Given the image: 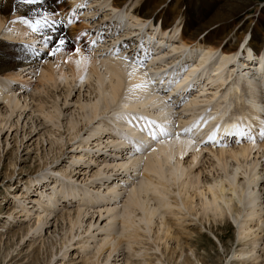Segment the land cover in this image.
I'll return each mask as SVG.
<instances>
[{
  "label": "bare ground",
  "instance_id": "bare-ground-1",
  "mask_svg": "<svg viewBox=\"0 0 264 264\" xmlns=\"http://www.w3.org/2000/svg\"><path fill=\"white\" fill-rule=\"evenodd\" d=\"M161 1L168 0H44L31 5L18 0L4 6L0 0V101L5 108L0 106V137L19 129L22 118L30 115L40 120L39 124L33 120L31 132L50 127L54 158L67 144L79 150L72 153L74 160L90 148L116 150L101 156L93 173L76 164L59 168L73 181L78 174L85 180L75 179L69 188L64 181L54 182L57 196L72 198L68 202L76 206L56 219L65 227L46 247L45 264H55L58 255L65 264L71 254L81 257L80 264H109L111 257L119 261L121 255L124 264H208L192 239L199 229H188L186 220L207 228L217 239L215 226L235 227L241 247L231 252L226 264H260L264 257V248L263 253L256 251L264 237V8L248 14L254 5L250 0L217 7L214 0L205 10L198 0H173L164 7ZM46 28L52 33L44 35ZM55 29L72 37L88 32V46L79 54L43 56L45 40L57 35ZM37 71L35 84L31 82L37 98L32 96L30 102L25 93L35 75H28ZM177 77L176 87L163 93ZM205 78L202 86L194 83ZM258 78L262 82L257 83ZM195 85L196 93L184 92ZM177 91L180 96L173 95ZM232 107L235 114L228 118ZM233 127L251 132L231 140L226 135ZM16 140L23 142L18 135ZM201 165L207 174L204 169L194 172ZM12 167L9 175L15 173L14 161ZM105 176L111 182L105 180L109 183L104 194L116 198H99L91 187L74 185ZM114 177H123L130 185L115 184ZM53 190L46 197H29L28 190L18 194L8 217L26 216L30 223L20 230L16 248L5 258L18 254L28 241V249L35 251L37 240L44 239L54 224L50 217L56 209L46 205L55 204ZM123 193L126 199L119 203ZM27 199L33 204L27 205ZM89 214L96 220L84 228ZM96 225L105 233L100 244L98 236H91ZM123 240L126 247L118 248ZM91 243H96L95 252ZM133 243L146 250L139 262L131 260ZM43 245L45 241L38 249L44 253ZM107 247L111 251L102 259ZM69 263L75 264L74 259Z\"/></svg>",
  "mask_w": 264,
  "mask_h": 264
},
{
  "label": "rangeland",
  "instance_id": "rangeland-1",
  "mask_svg": "<svg viewBox=\"0 0 264 264\" xmlns=\"http://www.w3.org/2000/svg\"><path fill=\"white\" fill-rule=\"evenodd\" d=\"M5 1L6 0H2L1 6H4V5L9 4L11 2H13V3L18 2V0H12V1L7 0L6 2ZM198 1H200L203 4V6L201 8H203L205 10L206 7H208V2H213L214 0H198ZM205 1H207V2H205ZM250 1L253 2L254 5H252L250 7L249 11H246V13L249 14V13L254 12L256 7H259V11H261L264 8V0H253V1L250 0ZM164 2L165 1H163V2L161 1V3L159 5L164 7L168 3L170 5V4H172V2L174 3L175 1L168 0L166 2L167 4ZM162 3H164L165 5L164 4L162 5ZM234 3H235V0L234 1L218 0L217 1L218 5H216V7L221 5V4L225 5V6H228V5L230 6L231 4H234ZM86 6L87 5H85V7ZM162 7H160V8L162 9ZM254 14H258V13H254ZM98 17H100V15H98L96 19H99ZM203 18H205V17H203ZM64 28H65V26H64ZM68 29L65 28V31H67ZM36 31L37 30H35L33 32H36ZM43 31H45L43 34L47 35V34L52 33V28H46ZM246 37H247L246 40L248 41V38H250V37H248V35ZM255 50H253V51L257 53V51H255ZM45 52H44L43 56H46ZM237 56H238V54H237ZM12 58L15 59L16 57L13 56ZM6 62L7 61H4V64ZM7 64L9 66L11 64V62L7 63ZM39 72L40 71H37V72H35L36 74L31 73L30 75H28V77H30L32 75H35V76H33L31 79H29L30 83H28V82L27 83L31 84V82H32L33 84H35V82H36L35 80L37 77L36 75ZM250 73H253V68L250 69ZM246 76H248V74H246ZM258 79L256 81L257 83L262 82V80L260 78H258ZM31 80H33V81H31ZM33 84L29 85V87L25 93L30 102H32V96L36 97V95H33L34 90H35V88H34L35 85H33ZM53 93H54V91H53ZM77 97H78L77 95L74 96L73 100L77 99ZM32 105H33V103H32ZM0 106L2 107V110L4 111L5 108L3 107L2 101H0ZM232 111H234V110H232ZM29 113H31V112H29ZM33 116H35V114H33ZM29 117H31V116L27 115L26 118L23 117L19 129L15 128L14 130H12V132L9 134V136H8V132H7L6 134H2L0 137L1 138V146H0V214H1L0 215V264H45V262L47 261V258H48L47 257L48 253L46 251V247H48L52 242L55 243L58 240V238H60V236L62 235V232H63V228L65 227V225H63L62 220H59L58 221L59 223H58V222H56V219L66 209H68V208L74 209L76 206L74 203L68 202L72 198L71 199L66 198L62 193H60L61 194L60 196H57L56 192H54V190H53V185H54V182H56V181L66 182L67 183L66 188L69 185H72L71 182L73 180L69 179L68 176H66V174L59 172V168L64 169V168H67L68 165L76 164V166H79L80 169H88V171L93 173L94 171H96V169L102 163V162L97 163V161H99L101 159L100 158L101 156H103L106 152H109V154H111L114 151H116V150H114V148H109V149L105 148V147H103V148L99 147V149H97L98 147H96L94 149L90 148V149H87L86 151H80L79 153H80L81 158H79L78 160H74L72 157V153H76L79 150L75 149L76 146L74 147V146H70L69 144H67L64 147V149L62 150V154L60 155V157H58V159L54 158L55 155L53 152H51V149H50L51 148V139H50L51 136L50 137L48 136L49 135L48 132L50 130V127H46V126L41 127L40 126L39 128H37V131H34V132L32 131L33 132L32 133L31 132V126L33 124V120L35 121V124L36 123L39 124L40 120L36 119V117L33 119H31ZM14 119L17 120V117H15ZM24 125H25V128H24ZM121 125L122 124H119V128L121 127ZM21 126H23V127H21ZM98 128L100 131L104 130V129H102L101 126ZM108 130H110V129H108ZM107 132H110V131H107ZM25 133H27V134H25ZM17 135H18L19 139H23L22 144H20V142L18 144H16L17 143V140H16ZM7 136H8V141L10 143L8 146L5 145ZM43 136L45 137V141L43 139ZM94 144H95V137H93V141H92V145H94ZM124 146L129 147V146H127V144ZM70 147H72V148H70ZM89 152H90V156H88ZM208 153L213 157V155L210 151H208ZM84 158H86V160H84ZM191 160H192V154L189 155L187 158H185L184 162L186 165H188ZM11 161L12 162L14 161L17 164V167L15 170V173H13L12 175H9V174H11V171H13ZM52 161H54V162L51 163ZM205 161H207L206 158H205ZM44 163H45V165H43ZM46 163H48V164H46ZM7 166L9 167L8 170H6ZM10 166H11V168H10ZM76 166H74V168ZM201 166L202 167L195 168L194 172L199 173L201 170H203L204 165H201ZM206 166H208V163L206 164ZM204 172H205V174H207L205 169H204ZM60 174H62L64 176V178H62ZM119 175H121V174H119ZM77 176L74 178L77 179L78 181L85 180V178L83 177L82 174L79 177H77ZM104 178H105L104 180L90 179L89 181H86V183H81V184L79 182H75L74 185L78 186V187H82V188L84 186L85 187H91L89 189H93V192H92L93 195L94 196L96 195L99 198L100 197L108 198V196L112 197V198H116L115 195H113V196L108 195L107 196V194H104L105 192L103 191V189H105V187L108 185V183L111 182V180L109 181V178H107L106 176ZM121 178H123V177H120V178L114 177L113 181L115 182V184L117 183L119 185H122V184H126V186L130 185L129 183H125V181H123V179H121ZM75 179H74V181H75ZM106 179L109 182H106L105 181ZM106 183H107V185H106ZM122 186H125V185H122ZM100 187H102V189L99 192L98 188H100ZM27 190L29 191V195H30L29 197H33V196H41V197L45 196L46 197L47 192L53 190L52 193H53V199L55 200V204L50 205L48 203L46 205L48 207L53 206L52 208L56 209L54 215L52 217H50V218H53L54 224L51 227H48L47 231L44 233V239L43 240L41 238H39L37 240V242L35 243V247H37L35 251H33L32 249H28V244L30 242V241H28L27 243L20 245V247L18 249L19 251L17 250L19 252V253L17 252L18 254H15L16 252H14L13 256L11 254L10 256L5 258L7 256V253L9 252V250H11V252H12L13 251L12 249L16 248V245H17L16 242L19 239L18 234H20V230L25 228L30 223V221H28L27 219H24L26 216H19L15 220L8 217L9 216L8 210H10L11 207L12 208L16 207L15 205L18 203V196L20 195V193L24 194V192H27ZM62 196H63V198H66V200H61ZM126 196H127V194H125V193L120 195V198H118V200H119L118 202L119 203L123 202L126 199ZM77 198H79L78 195H77ZM25 202L27 203V205L30 203L33 204L32 201L30 202V200H28V199L25 200ZM30 208H32V207H30ZM95 208H98V206L96 205ZM90 216L91 215L89 214V216L86 217V219L84 221V225H85L84 228L88 225V222H90L91 220H96V218H91ZM95 217H97V215ZM33 220H34V218H33ZM105 220L102 222V224H104L106 222ZM186 221L188 222V223H186L188 226V229H190L191 231L199 229V232H197V233L194 232L192 239L194 241H197V244H199L198 246L201 248V253H203L205 255L206 260L209 262L208 264H226V260L230 257L231 252H234L236 249H239L241 247L239 245V243H237L235 227L233 225H227L225 223H222V224H218L217 226H215L214 233L218 236V238L221 240L220 241L207 228H203L198 223H192V220H186ZM193 221H195V220H193ZM197 227H199V228H197ZM217 228H219V230H217ZM101 230L98 228V225H96L92 228V231H91V236L95 234L96 236H98V238H100L97 241V244H100L103 237H105V233H103ZM262 235H263V233L260 234V236H262ZM43 241H45V245L42 246V249L45 250L44 253H43V251L40 252L38 249L39 246H41L43 244ZM171 243H172V241H171ZM221 245H223V246H221ZM91 246H92V248L94 247V249H92V248L91 249L93 250V252H95L96 251V243H91ZM125 247H126V241L123 240L122 243L120 244V246H118V248H125ZM263 248H264V237L262 236V240L258 243L256 251L258 253L259 252L263 253V251H262ZM142 249H144V248H142L141 244L133 243V249H132L133 252H132V256H131L132 261L139 262L141 260V257H144L142 255L140 256V253H142L143 251H146V250H142ZM110 251H111L110 247L105 248L103 251L102 259H104V257L107 256ZM148 252H149V255L152 256V259L156 258V255L151 254L150 251H148ZM120 258H121V260L117 261L116 258H114V256L111 257L109 264H124L125 260H122V258H124V255H121L119 257V259ZM71 259H74L75 264H80L81 257H78V255L75 256V254H73V256L71 254L70 257L67 258V261L65 264H70L69 260H71ZM60 261H61V257H60V255H58L57 259L55 260V262H56L55 264H60ZM262 263L264 264V257L260 261V264H262ZM245 264H252V263L247 262Z\"/></svg>",
  "mask_w": 264,
  "mask_h": 264
},
{
  "label": "snow or ice",
  "instance_id": "snow-or-ice-1",
  "mask_svg": "<svg viewBox=\"0 0 264 264\" xmlns=\"http://www.w3.org/2000/svg\"><path fill=\"white\" fill-rule=\"evenodd\" d=\"M21 3L24 4H37L43 3L44 0H20ZM66 2V0H65ZM24 24H31V21L21 18ZM47 22V21H46ZM58 21H52L53 25H55ZM37 24L40 23L39 20L36 21ZM61 24V28H63V23ZM35 31V29H33ZM57 35L48 36L45 40V43L48 45L45 55L54 58L58 52L66 51L73 54H79L82 50V47L88 46V32H84L83 34H77L75 37L68 35L66 32L61 31L60 29H55ZM91 43H95L92 41ZM79 45V46H78ZM264 135V133H262Z\"/></svg>",
  "mask_w": 264,
  "mask_h": 264
}]
</instances>
